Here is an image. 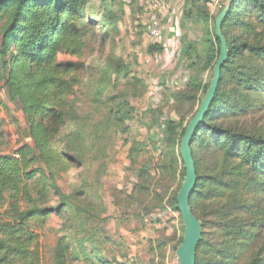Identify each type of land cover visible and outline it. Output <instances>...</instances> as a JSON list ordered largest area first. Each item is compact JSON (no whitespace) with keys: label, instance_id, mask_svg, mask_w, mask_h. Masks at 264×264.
Returning a JSON list of instances; mask_svg holds the SVG:
<instances>
[{"label":"trees","instance_id":"1","mask_svg":"<svg viewBox=\"0 0 264 264\" xmlns=\"http://www.w3.org/2000/svg\"><path fill=\"white\" fill-rule=\"evenodd\" d=\"M216 1L184 0L179 26L185 34L177 60L189 78L169 94L179 119L163 120L166 147L156 167L168 184L161 187L164 193L154 190V177L143 167L129 196L141 206L150 200L146 214L163 208L172 182L186 176L179 170L181 142L220 55L216 21L223 6L216 16L210 11ZM123 2L0 0V109L21 138L18 148L6 153L0 120V264H43L40 233L53 217L60 228L51 264H111L102 248L111 239L101 178L120 139L129 143L135 102L149 91L117 53ZM189 26L202 28L200 41L190 39ZM221 31L228 57L190 145L197 172L190 207L203 225L196 264H264V0H233ZM87 40L104 54L92 67L60 61L61 55L82 59ZM164 50L152 45L147 52ZM2 94L23 113L25 128L10 115ZM159 110L151 113L155 123H161ZM140 151L133 144L131 164ZM72 175L76 182H66ZM181 187L167 202L179 215ZM183 237L182 227L174 251Z\"/></svg>","mask_w":264,"mask_h":264},{"label":"rangeland","instance_id":"2","mask_svg":"<svg viewBox=\"0 0 264 264\" xmlns=\"http://www.w3.org/2000/svg\"><path fill=\"white\" fill-rule=\"evenodd\" d=\"M123 1L122 36L116 42L117 53L122 55L126 62L129 63L133 73L146 82L149 91L143 101L135 102L137 112L134 119L128 124L130 130L125 137V140H128L129 143L124 145V138L122 140L119 138L120 141L117 147L111 153L108 172L101 178L100 192L106 207L104 218L108 217L109 219L106 225V235L111 239V242L106 243L102 248L105 257L111 264L124 263L126 260L131 264H179L176 254L177 250L174 251V247L177 246V242L182 236L184 224L181 222V215L173 212L167 202L172 192L178 191L180 186L183 185L185 178L182 179L181 175H178L177 181L172 182L171 190L164 198L163 208L155 210L151 214H146L147 207L145 208V206L151 205L150 200L145 206H141L136 204L134 200H130L129 196L133 193L139 181L138 173L143 167H148L152 177H154V190L164 193L161 187L168 184L162 181V177L157 175L156 167L162 161L166 147L163 120L167 117H172L175 120L179 119L174 102L169 99V94L171 91H178L175 87L183 88L181 81L186 75V66L179 65L177 60L180 54V39L183 30L181 31L179 25L176 26L178 36L175 32L176 30L173 31L170 25L164 24V15H162L163 25L168 32L170 30L169 40H172L170 43L165 40V50L160 55L159 63L152 64L147 61V58H149L147 51L151 45H149L145 29L148 22V14L150 13L151 0ZM172 1L169 0L170 6ZM227 3L228 0H217L215 4L211 5L212 16H216L222 6L224 11ZM177 4H179V1ZM177 6L179 7V5ZM211 26L213 25L211 24ZM189 28L190 39L200 41L203 34L202 28L200 26H189ZM183 34H185L184 31ZM86 43L89 48L82 59L61 55L60 61L63 63L74 62L84 68L92 67L95 61L104 54L101 53L102 47L100 45L90 40H87ZM206 79L208 80V76ZM155 81L162 83L160 87V102L153 100L156 95L154 89ZM1 100L10 109V115L14 116L18 123L25 128L23 113L14 110L6 99L5 94H2ZM157 108H160L161 123L152 121L151 113L153 109ZM256 118H259V115ZM0 120L5 121L3 132V137L7 144L5 151L6 153H12L18 148L21 138L17 133L16 125L12 122L11 117L4 112L3 107L0 109ZM262 122H264V117ZM133 144H139L141 151L136 163L131 164L129 152ZM183 165L184 163L180 162L179 170L184 168ZM65 181L76 182L73 175ZM65 188L68 189V187ZM59 228L60 220L53 217L47 228L40 233L39 245L43 264H51L52 251L57 241ZM163 244L165 245L162 246ZM122 256L127 258H122ZM163 256H165V259Z\"/></svg>","mask_w":264,"mask_h":264},{"label":"water","instance_id":"3","mask_svg":"<svg viewBox=\"0 0 264 264\" xmlns=\"http://www.w3.org/2000/svg\"><path fill=\"white\" fill-rule=\"evenodd\" d=\"M233 0H228L224 11L219 15L216 21V35L221 41L220 55L213 69V79L211 86L203 99L197 114L189 123L185 136L180 146V154L184 163L186 176L183 185L177 195L178 209L184 224L183 242L177 249L179 264H196L197 249L203 237L202 222L193 214L190 207V198L195 190L197 183V172L192 151L190 148L191 141L196 130L201 125L204 115L208 112L211 103L215 97L217 87L220 81L221 68L226 63L228 57L227 42L222 36V23L227 16Z\"/></svg>","mask_w":264,"mask_h":264},{"label":"built area","instance_id":"4","mask_svg":"<svg viewBox=\"0 0 264 264\" xmlns=\"http://www.w3.org/2000/svg\"><path fill=\"white\" fill-rule=\"evenodd\" d=\"M171 6L169 0H151L150 3V13L148 14V22L146 24V35L149 40V45L160 46L165 43V34H164V25L161 19L162 15L170 12ZM160 55L155 53L153 55H149L147 61L150 63H159ZM189 74L186 73L182 78L181 83L184 85L188 81ZM160 81H155L154 89L156 91V95L153 98L155 102H160ZM181 87H175V89H180ZM153 101V102H154Z\"/></svg>","mask_w":264,"mask_h":264},{"label":"crops","instance_id":"5","mask_svg":"<svg viewBox=\"0 0 264 264\" xmlns=\"http://www.w3.org/2000/svg\"><path fill=\"white\" fill-rule=\"evenodd\" d=\"M178 1H179V4H177ZM177 5H179V7ZM183 5H184V0H173L171 4L172 7L170 9V12L164 14V17H163L164 24L170 25L173 28V31L176 30L175 32L178 36L179 34L177 33L178 29L176 28V26L180 25ZM169 32L167 29H165V26H164L165 40H168V42L170 43L172 39L169 40V34H170Z\"/></svg>","mask_w":264,"mask_h":264}]
</instances>
